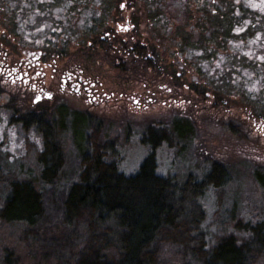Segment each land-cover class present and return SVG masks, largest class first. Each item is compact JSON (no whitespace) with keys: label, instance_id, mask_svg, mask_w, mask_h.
Here are the masks:
<instances>
[{"label":"trees","instance_id":"trees-1","mask_svg":"<svg viewBox=\"0 0 264 264\" xmlns=\"http://www.w3.org/2000/svg\"><path fill=\"white\" fill-rule=\"evenodd\" d=\"M216 1L225 9L218 15L219 36L231 35L226 20L235 19L236 12L244 13L237 25L253 19L245 13V0L210 3ZM122 2L133 3L118 0ZM222 24L225 34L219 32ZM15 114L14 123L24 130L33 128L41 136L43 149L31 175L4 184L0 222L23 224L30 251L62 264H258L264 259V208L242 211L234 201L222 228L213 232L212 225H206L211 210L207 202L213 197L218 213L223 187L229 182L224 165L197 169L201 175L190 173L184 182L157 172L153 150L163 144L179 149L176 158L183 157L184 147L196 137L191 122L147 126L140 137H149V133L159 136L146 144L149 154L133 175L109 162L107 151L98 148L93 139L90 152L78 148L80 170L74 181L58 188L55 184L64 155L56 140L70 129L63 122L56 125L50 116L41 119ZM42 156H47L46 160H41ZM49 168L52 172L47 173ZM261 173L256 170L254 177L264 188ZM217 222L219 218L214 217L213 223ZM1 264H10L9 255Z\"/></svg>","mask_w":264,"mask_h":264},{"label":"flooded vegetation","instance_id":"flooded-vegetation-1","mask_svg":"<svg viewBox=\"0 0 264 264\" xmlns=\"http://www.w3.org/2000/svg\"><path fill=\"white\" fill-rule=\"evenodd\" d=\"M184 1L185 12L178 9L180 21L170 3L0 0V85L22 89L39 109L36 117L48 118L44 108L52 107V122L68 127L73 120L98 121L95 113L83 108L129 104L133 96L122 92L128 77L148 76L139 83L141 91L132 102L145 109L150 105L144 104L146 100L157 104L161 96L168 108L164 111L167 123L192 122V117L201 118L205 112L218 117L219 107L230 110L236 97L247 109L239 115L241 120L258 122L264 130V67L258 95L250 97L244 80L236 76L245 63H239L240 53L230 50L233 35L224 37L227 52L219 66L222 42L215 4L209 10L208 4ZM197 14L211 21H201ZM33 25L45 34L30 40L25 29L30 27L34 33ZM155 37H162V43L155 42ZM25 43L33 45L26 47ZM70 99L78 102V109L70 107ZM189 110L198 115L191 116ZM108 146L106 142L102 148ZM196 161L200 171L218 164L208 157Z\"/></svg>","mask_w":264,"mask_h":264},{"label":"rangeland","instance_id":"rangeland-1","mask_svg":"<svg viewBox=\"0 0 264 264\" xmlns=\"http://www.w3.org/2000/svg\"><path fill=\"white\" fill-rule=\"evenodd\" d=\"M130 1L138 4H173L171 12L175 15L176 20L181 17L178 9L183 10L185 2L184 0ZM192 1L195 2V0ZM206 1L207 3L204 2L202 5L208 4V9L211 10V0ZM214 4L218 15L224 14V4L217 1ZM243 7L248 11L245 13H248L251 17L253 16V19H244L243 24L237 25L239 16L244 13L236 12L235 19L225 20L228 21L231 35H233L230 50L235 51L237 55L240 53L239 63H245V65L240 66L241 69L238 70L236 76L244 80L245 86L248 88V95L257 97L261 82L260 70L261 67H264V0H245ZM203 10L204 8H202ZM200 12L201 10L198 13ZM197 16L201 18V21H211V17L204 18L200 14H197ZM180 21H182V18H180ZM223 22L225 23L224 20ZM32 28L36 32L31 33L30 27L25 29L27 32L26 37L30 40L34 38L33 36L45 34V32H38L34 25ZM225 30L223 24L219 25L221 34H225ZM223 36H220V39H224ZM245 37L244 42L240 41ZM162 41V37H155V42L162 43ZM32 43H25V46H32ZM226 44L220 43L219 52L221 54H219L222 57L219 66H223L225 61L223 52H227ZM154 45L156 46L155 43ZM14 55H18L16 51L12 55L16 59ZM259 62L262 64H259ZM121 77H124V75ZM145 80H148V76L128 77L127 86L122 89V92L133 96L129 104H119L118 106L99 110L81 109L85 112L89 111L91 113L92 111L95 113L97 122L77 123L73 120L68 123L71 133L66 132L58 139L56 138V142L64 155L61 159L62 166L57 174L59 180L55 184L56 187L60 188L74 181L80 170V162H78L77 157L81 151L79 152L78 148L82 150V153L90 152L93 139L97 142L95 145H98V148L108 142L109 146L106 150H103L107 151L109 162H114L117 167L119 164V170L124 174L133 175L137 172L145 156L149 154L146 144H151L150 142L157 140L159 136L157 133H154V135L149 133V137H140V135L147 126L153 123H167L164 121L166 118L164 111L165 108H168L161 96L157 104H152L151 100H146L144 104L150 105L145 109L144 107L141 109L138 106L136 107V104L132 102L133 99L137 98V93L141 91L138 89L140 87L139 83ZM234 80L235 82L238 81L237 78H234ZM235 95H239L237 90ZM220 98L225 99L226 96L222 95ZM234 102L235 106L230 110H228V107L220 106L218 117L205 112L201 118H191L196 137L187 147H184L183 157H175V153L179 151L175 147L163 145L153 151L154 163L159 175L177 176L180 182H184L190 173L194 176L201 175L197 171L199 164L196 160L199 157L214 159L218 164H222L228 169L229 182L223 187V202L218 213H215L217 211L216 200L211 197L210 203L207 202L211 206V210L207 212L206 225H212L210 230L213 232L223 227L234 201L237 202V207L239 206L238 210L241 209L242 211L248 210V208H252L251 210L264 208V188L258 186L254 177L255 171L260 170L262 180H264V130L259 128L260 124L258 122H244L245 120H241L239 115H245L247 109L241 105L236 97ZM69 105L78 109L77 101L70 99ZM39 108L42 107L39 106ZM44 109L47 115L50 116L52 107H45ZM38 110L32 104V99L22 89L0 85V204L5 192L4 184L7 181H18L19 179L16 178H26L29 174L31 175V170H36L39 153L41 152L40 135L33 128L24 130L21 125L14 123L13 120L14 115H16L15 112L18 115L27 116L36 115ZM188 112L191 116L195 114L193 110ZM196 115L198 113L195 114V117ZM74 126L77 127L74 128ZM81 135L82 137H80ZM46 158L47 156H42L41 160H46ZM204 166L205 164L203 168H205ZM49 169L47 173L52 172V168ZM214 217H218L219 222L213 223ZM6 255H9L10 264H62L53 257L44 259L35 250L30 251L26 242L25 227L20 223L4 224L0 222V264L5 262ZM258 264H264V259H260Z\"/></svg>","mask_w":264,"mask_h":264}]
</instances>
